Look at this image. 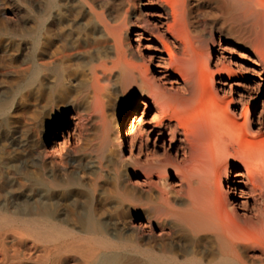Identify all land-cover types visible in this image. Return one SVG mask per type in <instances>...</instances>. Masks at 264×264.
I'll return each mask as SVG.
<instances>
[{
    "label": "bare ground",
    "instance_id": "obj_1",
    "mask_svg": "<svg viewBox=\"0 0 264 264\" xmlns=\"http://www.w3.org/2000/svg\"><path fill=\"white\" fill-rule=\"evenodd\" d=\"M39 7L43 81L85 79L91 115L114 135L115 154L126 152L139 169L132 174L145 197L106 190L111 207L95 185L1 169L0 264H264V100L255 120L250 113L264 86V0H41ZM219 95L232 96L228 104L246 116L207 114ZM80 120L59 127L49 163H63ZM173 175L176 189L167 183ZM127 204L137 222L115 229L113 216L119 220ZM173 228L184 232L185 249L172 245Z\"/></svg>",
    "mask_w": 264,
    "mask_h": 264
},
{
    "label": "rangeland",
    "instance_id": "obj_2",
    "mask_svg": "<svg viewBox=\"0 0 264 264\" xmlns=\"http://www.w3.org/2000/svg\"><path fill=\"white\" fill-rule=\"evenodd\" d=\"M40 3L41 0H0V171L10 169L15 173L13 178L17 177L18 172L29 171L37 175L40 173L52 183L82 182L86 187L92 184L111 207L113 202L106 190L115 191V188H119L130 196L144 198L145 192L134 183L136 176L132 174L134 168L139 169L132 165L131 159H127L126 152H123L122 157L115 154L117 147L114 135H105L97 117L90 113L91 94L84 86L85 79L75 74L60 84L43 81L39 67L43 46L34 36L40 18ZM205 15L202 19L211 22L212 16ZM66 22L70 25L69 19ZM226 39L232 40L229 37ZM219 44L225 47L223 39ZM52 48L53 45H50V50ZM233 51L235 59L240 62L241 55L236 53V49ZM210 52L214 54L213 49ZM135 59L137 63H142L138 58ZM233 73L243 76L247 82L250 81L248 77L258 81L240 70L233 69ZM108 78L112 77L105 76V80ZM201 79L207 90L214 87V79L207 76H201ZM230 99L233 97L219 95L204 110L207 114L226 110L236 112L235 117L242 120L246 116L245 109L228 104ZM138 100L135 97L133 102ZM261 100H264V86L255 103L250 106L252 120L260 112ZM124 111L125 107L122 109ZM72 117L81 118L76 129L79 132L78 139L66 144L61 157L63 163L52 165L47 157V147L55 139L62 123L66 127L71 125ZM52 168L55 170L54 175L49 178L47 172ZM137 177L138 181L143 179L140 173ZM177 181L174 175L167 178V183L174 189L172 184ZM150 190V194H155L154 189ZM181 201L176 199L174 202L179 204ZM121 211L119 220L113 216L115 229L132 230L131 227L137 222L136 218H130L132 207L127 204ZM168 225L172 226L170 223ZM177 231V228L172 229V245L185 249V234ZM155 233H158L157 229Z\"/></svg>",
    "mask_w": 264,
    "mask_h": 264
}]
</instances>
